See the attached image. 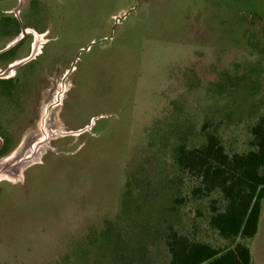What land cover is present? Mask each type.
Wrapping results in <instances>:
<instances>
[{
  "label": "rangeland",
  "instance_id": "1",
  "mask_svg": "<svg viewBox=\"0 0 264 264\" xmlns=\"http://www.w3.org/2000/svg\"><path fill=\"white\" fill-rule=\"evenodd\" d=\"M6 49L0 264H169L170 225L227 243L206 222L221 195L192 198L175 154L206 119L247 150L264 117V0H2ZM244 241L264 264V204Z\"/></svg>",
  "mask_w": 264,
  "mask_h": 264
},
{
  "label": "trees",
  "instance_id": "2",
  "mask_svg": "<svg viewBox=\"0 0 264 264\" xmlns=\"http://www.w3.org/2000/svg\"><path fill=\"white\" fill-rule=\"evenodd\" d=\"M212 125L209 119L202 124L205 139L199 146L176 148L175 163L199 180L191 190L192 198H210L216 192L221 195L224 205L220 207L212 197L206 222L227 243L215 246L170 225L165 236L169 264L252 263L250 248L244 240L256 235L264 204V117L250 127L245 151L228 149L215 125L210 128ZM173 201L181 204L184 199L176 197ZM170 209L174 210L175 204Z\"/></svg>",
  "mask_w": 264,
  "mask_h": 264
},
{
  "label": "flooded vegetation",
  "instance_id": "3",
  "mask_svg": "<svg viewBox=\"0 0 264 264\" xmlns=\"http://www.w3.org/2000/svg\"><path fill=\"white\" fill-rule=\"evenodd\" d=\"M0 1H2V0H0ZM36 0H33V3L35 2ZM7 12V11H6ZM10 12H12V11H10ZM15 17L17 18V19H19V17H18V15H17V13H15ZM14 19L13 17H10L9 15H3V20H6L7 22L8 21H12L13 23L17 20V19ZM17 22H18V25H19V31H21L22 32V29L23 28H25V26H22L21 25V23L17 20ZM8 50H10V49H6L5 51H8ZM5 51H3V52H5ZM2 52V53H3ZM1 54V53H0ZM12 83H13V81L11 80H7V79H0V84H5L6 86L5 87H7V88H9V87H12L11 85H12ZM10 84V85H9ZM1 139V138H0ZM9 149V146H8V144L6 143V142H4V140H0V154H2V153H4L5 151H7Z\"/></svg>",
  "mask_w": 264,
  "mask_h": 264
},
{
  "label": "water",
  "instance_id": "4",
  "mask_svg": "<svg viewBox=\"0 0 264 264\" xmlns=\"http://www.w3.org/2000/svg\"><path fill=\"white\" fill-rule=\"evenodd\" d=\"M25 30H26V28H23V29H22V33H23Z\"/></svg>",
  "mask_w": 264,
  "mask_h": 264
},
{
  "label": "bare ground",
  "instance_id": "5",
  "mask_svg": "<svg viewBox=\"0 0 264 264\" xmlns=\"http://www.w3.org/2000/svg\"><path fill=\"white\" fill-rule=\"evenodd\" d=\"M25 32H26V30L23 33H25Z\"/></svg>",
  "mask_w": 264,
  "mask_h": 264
}]
</instances>
